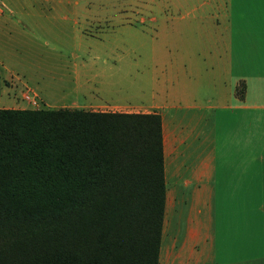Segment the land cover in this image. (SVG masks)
Masks as SVG:
<instances>
[{
	"label": "crops",
	"instance_id": "obj_1",
	"mask_svg": "<svg viewBox=\"0 0 264 264\" xmlns=\"http://www.w3.org/2000/svg\"><path fill=\"white\" fill-rule=\"evenodd\" d=\"M2 1L0 108L35 109L22 94L43 93L37 64H29L39 56L11 47L33 38L37 25L13 20ZM164 6L163 18L137 12L140 26L164 24L166 54L158 62L136 57L161 71L146 80L140 75L132 93L139 103L134 112L160 116L164 209L157 264H264V0H165ZM184 30L196 38L183 40ZM240 81L242 99L234 95Z\"/></svg>",
	"mask_w": 264,
	"mask_h": 264
},
{
	"label": "trees",
	"instance_id": "obj_2",
	"mask_svg": "<svg viewBox=\"0 0 264 264\" xmlns=\"http://www.w3.org/2000/svg\"><path fill=\"white\" fill-rule=\"evenodd\" d=\"M163 209L159 114L0 108V264H157Z\"/></svg>",
	"mask_w": 264,
	"mask_h": 264
},
{
	"label": "rangeland",
	"instance_id": "obj_3",
	"mask_svg": "<svg viewBox=\"0 0 264 264\" xmlns=\"http://www.w3.org/2000/svg\"><path fill=\"white\" fill-rule=\"evenodd\" d=\"M164 3L165 0H8L7 4L6 0L13 20L37 25L33 38L21 39L11 47V52L39 56L38 62L29 64H37L33 70L43 79V93L40 98L27 93L35 102L30 105L134 112L133 106L139 104L132 94L134 81L140 75L145 80L159 76L161 71L158 63L150 66L136 57L144 54L158 62L166 54L164 24L146 21L140 26L136 15L141 9L145 16L151 11L163 18L160 11ZM157 28L163 31L157 34ZM191 36L196 38V33L184 30L181 35L183 40ZM134 61L141 68L135 67ZM149 83L147 78L146 88Z\"/></svg>",
	"mask_w": 264,
	"mask_h": 264
},
{
	"label": "built area",
	"instance_id": "obj_4",
	"mask_svg": "<svg viewBox=\"0 0 264 264\" xmlns=\"http://www.w3.org/2000/svg\"><path fill=\"white\" fill-rule=\"evenodd\" d=\"M23 98L26 99L30 104L35 103L34 100L27 95V93L23 95Z\"/></svg>",
	"mask_w": 264,
	"mask_h": 264
}]
</instances>
